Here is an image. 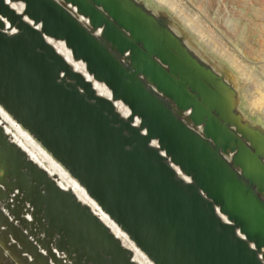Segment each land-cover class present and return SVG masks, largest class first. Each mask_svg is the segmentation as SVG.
<instances>
[{"label": "water", "instance_id": "obj_1", "mask_svg": "<svg viewBox=\"0 0 264 264\" xmlns=\"http://www.w3.org/2000/svg\"><path fill=\"white\" fill-rule=\"evenodd\" d=\"M23 1L30 18L41 23L47 34L65 40L74 57L86 62L89 71L112 90L115 99L122 100L131 115L139 118L140 126L134 128L123 122L112 104L95 98L89 86L85 98L70 82H59L61 71L65 70L71 78L84 84L82 78L68 70L62 58L43 43L41 34L33 27L19 23L24 28L23 33L9 36L1 32L0 22V54L8 58L3 74L11 76L9 70L16 72L24 68L27 75L21 88L10 79L11 87L18 92L13 101L19 99L23 90L30 91L40 103L42 116L50 118L47 125L76 147L75 156L84 169H75L68 160L60 158L42 136L32 133L31 126L24 123L19 112L0 99L9 113L25 124L37 141L79 179L156 264H264L262 181L250 179L244 184L243 177L234 171L232 166L237 165V156L244 150L242 142L235 135H228L223 126L214 121L209 108L202 104L196 83L184 79L186 68L175 61L176 57L170 56L161 33H156V26L149 23L154 18L146 14L140 4L130 0H65L88 17L94 29L103 27L102 42L55 1ZM5 9L14 16L10 20L15 24L18 17ZM105 43L125 57V66ZM0 58L3 62L4 58ZM155 90L161 96H156ZM163 97L170 101L173 110H178L177 115L164 105ZM187 110H190L187 121L193 126L201 125L200 132L180 120L179 115ZM152 140L174 165L191 176L192 182L175 178L158 149L150 146ZM228 150H235L232 165L219 154V151L227 154ZM25 163L30 167L25 164L17 169L26 173L25 184L20 185L18 177L8 173V167L14 168L9 161L3 177L10 181L15 179L13 182L37 212L43 213L44 233L57 239L61 251L67 253L72 263L95 264L93 255H98L101 257L98 264H124V261L136 264L124 253L122 257L117 256L116 261L120 263H116L114 252H104L101 246H94V238L85 234V239L81 233L71 232L72 227H82L80 214L85 208H80L74 220H70L67 210L60 209L54 198L59 188L45 183L52 178L38 174L39 169L35 171L36 164L31 161L26 159ZM262 163L259 165L264 170ZM38 176H43L40 188L37 187ZM253 183L261 186L260 194L252 189ZM15 187L12 184L9 190L5 189V196L8 191L14 195ZM8 200L9 197L7 207ZM75 205L79 207L78 203ZM216 206L230 223L217 216ZM95 221V218L90 219V222ZM98 227L103 229L111 249L120 246L104 226ZM143 228L153 229L161 238L165 263L134 235L136 231L146 232ZM236 229L243 238L237 235Z\"/></svg>", "mask_w": 264, "mask_h": 264}, {"label": "rangeland", "instance_id": "obj_2", "mask_svg": "<svg viewBox=\"0 0 264 264\" xmlns=\"http://www.w3.org/2000/svg\"><path fill=\"white\" fill-rule=\"evenodd\" d=\"M14 1L16 3V6L18 5V7L16 6L13 7L10 4L11 0H6V6L11 7L10 8L11 10L10 9L9 10L14 13L15 17L16 16L18 17L15 20L16 23L14 25L11 23L10 20L14 16L8 14L9 16L8 17L5 14H0V22L3 26L1 32L4 35H9V36L22 34L24 30L19 27V23L21 24L24 23L28 25L27 22H30L29 23L31 24L30 26L36 29L38 32H40L43 40H45L46 45L48 44V46H50L54 50L56 55L61 56V58H63L62 60L64 62H67L65 63L66 66H72L75 68V65L78 64L80 69L76 68V70H79V72H81L84 76L90 74L91 80H88L87 82H89L90 84L92 83L91 85H93V89L98 91L97 98L100 97L105 100H108L112 104L115 113L118 114L119 117L121 116L120 118L123 120V122L125 120V122H128L131 125V127L139 128L140 126L139 118L137 116L131 115L129 108L122 102V100L115 99L112 90L104 82L99 81L94 73L89 71L88 67H86L87 66L86 62H84L83 60L76 59L74 57L72 49L66 46L67 45L66 41L63 39L53 37L47 34L46 32H44L42 30L41 23H37L38 25L37 24L35 25L33 18H30V16L29 18L31 21L28 18L25 19V17H21L23 11L26 9L25 8L26 2L23 0H14ZM127 1L128 0H126V2ZM130 1H134L137 2V4H140L143 7V11L146 14L152 16V18H154L149 23H151L153 26H156L158 30L156 33L158 34L161 33V38L163 39V43L165 42L169 48L170 56L172 58L176 57L175 61L176 62L180 61L183 67L186 68V75L184 76V79L189 82L194 81L198 86L197 88H199L200 95L202 96L201 99L203 105H205L204 102L205 97L203 95L205 93L208 94L209 92L213 94V91H215V87L213 85L214 83H212L213 80H215V82L221 84L223 87L230 90L232 94L233 93L235 94V91L229 85V81L226 78L227 77L226 73L221 65L224 64L226 65L227 70L233 72L237 80L236 81L238 86L237 91L240 102L238 108L234 106L235 105L234 103H232V110H235L237 112V115L240 114L242 111L247 116V118L251 123L260 124L261 126L264 127V110H263L264 105L256 104L255 106L254 103L256 96H258L261 93L260 90L257 88L256 82L260 83L262 89L264 90V0H130ZM66 2L67 1L65 0H60V1L55 0V3H57L61 7H64V9L67 12L69 13H71V11L72 12L76 11L75 13L79 12L76 6L72 5L69 2L67 3ZM23 3L25 5L24 9L19 6L20 4ZM78 15H81V20L83 21L87 20V23L90 24L93 32H89V33H92L96 38L100 37L98 39L104 42V39L102 37L103 27L94 29L88 17L83 16L81 13H79ZM19 18L21 21L19 20ZM24 20L27 22H25ZM39 28L41 29V31ZM105 44L111 50L112 54L116 56L115 58L118 60V62H120L123 66H125L127 63L125 57L120 56L121 59L119 60L117 58V56L119 57V54L114 50H112L107 43ZM61 46L63 49H65L64 51H67L69 53V57H70L69 59L65 56V53L59 49ZM61 54L64 55L62 56ZM226 55L228 57L229 56L234 57L235 59L239 61L241 60L243 62V64L246 66L248 73L251 74L248 80L246 79L247 77L244 78L241 77V75L236 74L237 72L232 70L229 64L223 60L225 57H227ZM74 60L76 61V63L74 62ZM0 73H2L1 70ZM2 76H3L2 77L3 81L0 79V99L4 97L6 101L7 99L5 97L6 96L5 93H6V88L10 83V80H9V76L7 75L5 76L4 74H2ZM64 77H65V73L64 75L62 73L59 77L60 80L59 82H63L62 80H64ZM82 79L84 80V78ZM77 82H78L77 80L76 81L71 80V84ZM89 83L88 85L90 86ZM143 83L146 86L148 85L147 86L148 88L154 89V87L146 83V81H143ZM86 86L85 87L83 85L81 86L78 85V87L75 86V88L80 90L78 92L79 94L81 93L83 97H84L83 94L86 93L85 92ZM14 92H16V89H14ZM155 92H156V96L158 97L161 96L160 95L161 93L157 92L156 90ZM161 100L164 103V105L167 106L175 115L178 114V110H173L174 108L173 109L171 108L169 104L170 103L169 100H167L164 97ZM0 107H2V109H4V111L8 114L9 119L12 118L10 119L11 122L14 121L16 124H19L23 128V130L29 133L31 136H33L32 133H38L40 136L43 137L44 140H46L48 146H51L57 150V154H59L60 158L62 157V159L68 160L69 164H73L75 169L83 168L79 158L77 157L73 158L74 156H72L71 159L70 157L71 152L69 154L67 152L68 151L67 149L64 150L65 148L63 149L59 146L61 142L63 143L65 140H63L64 138L62 139V137L60 138V135L56 131L52 130L50 125H47L50 123L49 121H46L44 119L45 121L44 123L43 118H41L42 121L41 119H38L32 123L30 121L29 125L33 130V132L31 133L24 126L29 122L28 121L30 120L29 118L26 121L27 117L25 118L23 114L19 113L20 117L23 119L25 123L23 124L19 120H17L12 114L9 113V111L5 108V106L2 103H0ZM218 108L219 107H216L214 109L212 108L209 109L210 114L214 118V121L216 122L218 121L217 123L223 126L224 131L227 132L228 135H235L238 138V140L242 142L243 145L242 147L246 148L245 149L246 151H248L247 149H249L248 152H250L251 154H256V151L252 149L255 147H252L251 142L248 143L249 140L245 137L244 133L241 132L239 129H237L235 125L228 124L220 118L219 115L220 113H218L220 111ZM189 114H190V110L183 112L182 114L179 115L180 120L183 121L185 124H187L189 127H192L194 131L200 132L202 130L201 125L193 126L192 124H190V122L187 121L186 117ZM1 125L3 126L2 123H0V126ZM2 126L1 128L4 127ZM1 133L4 134V132L1 131L0 129V139H1L0 151L2 149H3L2 151H7V148H4L5 142L2 143V140H5V138L3 139ZM59 138L62 139L61 142L59 141ZM33 140H35L34 142L38 146H40L48 156H51V158L57 162L60 169L62 168L66 173L68 172V175L79 181V179L76 176H74L72 172L64 166L63 163L59 162V160L55 158V156L51 152L46 150L43 144L37 141V139L34 136H33ZM2 144L4 146H2ZM150 146L152 148L158 149L157 143L154 140L150 142ZM64 151H66V153H64ZM234 151L228 150L227 154L221 153V151H219V154L222 155L223 159L226 160V162H229V164L232 165L231 156H233ZM158 152L160 153V155L162 156L161 158L168 165V167L174 171L175 178L181 179L183 182L186 183L192 182L191 176L184 173L178 166L174 165L170 161V159L167 156H165L163 151L158 149ZM11 154L12 157H9V155L2 156L0 153V169L2 172V173L0 172V217L3 215L9 223V225L0 226V264H38L40 262L39 260H41L42 264L43 262H45L44 264H62V262L67 263L66 260L67 253L65 251H60V247L56 242L57 239H55V237L47 236L48 234H45L43 231V217H41L43 216V213L37 212L36 208L33 206V204H31V201H29L28 198L25 197L26 195L23 194L21 190H19V186L18 185L16 186V183L13 182V180L15 179H13L12 181H10L8 178L4 179L3 176L7 174L4 168L8 167L6 165L8 161L12 163L14 166V168L12 169H9V167L7 168L8 171H10L8 173H14L15 176L18 177V180L20 181L17 183H19L20 185L21 183L25 184V179L27 178L26 173L17 170L18 168H22L23 165L25 164L27 167H30L29 165H27V163L23 162L24 157L23 159L21 158L22 154L19 153L16 155L14 152H12ZM66 154L68 155V158ZM263 159H264L263 157H259L260 163L263 162L262 164L264 165ZM232 167H234L233 169H235L234 171L236 173L240 174L243 177L241 178L242 182L244 184H248V180H250V177L247 176V174L245 175L246 167L244 166V164L238 162L237 165ZM42 171L43 168L40 169L39 171L40 173L38 174L41 175ZM28 176H30V174H28ZM36 179L39 182L37 187L40 188L41 186L40 184L43 178L38 176V178ZM12 184L14 185V187L16 186L15 192L13 191L14 195H12V192L8 191L7 192L8 196H5L6 192L4 190L5 189L8 190V188L10 189ZM251 187L254 190V192H257L261 188L260 185L254 183L251 184ZM258 193L260 194V191H258ZM263 196L264 195H261V197L264 199ZM8 197H9L8 200L9 206L7 207L6 205H7ZM92 197L94 198V196ZM40 198H42V196ZM96 201L98 202V200ZM74 206L75 205L72 204L70 207L64 206V208H62L67 210L70 220H74L75 213L77 214V212L80 210V204L79 207H74ZM100 206L102 205L100 204ZM74 208L75 210H77L76 212L75 210H73ZM7 211L11 216H14V219L11 220V216L7 213ZM215 211L217 216L222 221L227 223L231 222L227 219L226 215L223 212L219 211V207L216 206ZM72 214L74 216H72ZM81 214H82V227L79 228L72 227L71 231H75L74 233L76 234L81 233L82 235H84L85 239L87 238L85 237V234L90 238L91 237L94 238L95 244L93 243V245L96 246L97 248L100 246L101 248H103V243L100 242V240L99 241L97 240L96 235L92 234L91 232H88L85 228L82 229L83 227L95 228V225L92 222H89L90 220L86 218L84 211ZM85 219L86 221H84ZM113 220L115 221V219ZM90 223L92 224V226H90ZM117 225H119L118 227L122 228L120 224L117 223ZM76 226L78 227V223L76 224ZM125 229L126 228H123V230L126 232V234H128V237L130 239L127 241L128 244L124 242L126 245L122 241H120V243L122 244L121 246L123 249L126 250L127 248L129 249L127 251H131L132 256L130 257L134 260V262L136 264H142L141 262L135 259L134 253L137 254L138 252L137 255H139V257L145 259V261H149L153 264H156L151 258L148 257L147 254L144 253V250H142V248L136 243L133 236L128 232L127 229L126 230ZM236 233L240 238H243V236L238 233V229H236ZM134 235L137 236L135 233ZM117 240L119 241V238ZM139 240L142 242L141 238H139ZM86 242L88 241L86 240ZM145 245L156 256L159 254V252H157L158 249L154 250L152 246L149 247L152 244L147 245L145 243ZM250 245H252V243H250ZM29 247L33 251L27 252L26 249ZM96 247H93L95 253L97 251L95 250ZM51 255H54L55 258L51 257ZM260 256H262L261 253ZM157 257H159V255ZM93 258L95 264H97V261L95 260L97 258L96 255H93ZM262 261H264L263 258ZM68 263L74 264L69 259H68Z\"/></svg>", "mask_w": 264, "mask_h": 264}, {"label": "bare ground", "instance_id": "obj_3", "mask_svg": "<svg viewBox=\"0 0 264 264\" xmlns=\"http://www.w3.org/2000/svg\"><path fill=\"white\" fill-rule=\"evenodd\" d=\"M55 1V0H54ZM60 1V0H59ZM126 1V0H125ZM21 3V2H20ZM64 3V2H63ZM67 3V2H66ZM65 3V4H66ZM10 4L14 7L16 6V3L14 0H11ZM61 4V3H60ZM3 6V7H2ZM21 8L24 9L25 5L20 4L19 5ZM2 7V8H1ZM18 7V5L16 6ZM66 7V6H65ZM74 7V6H73ZM169 7V6H168ZM5 8L10 9L11 7L6 6V0H1L0 2V14H5L6 16H8V12L6 11ZM26 8V7H25ZM64 8V7H63ZM69 8V7H67ZM11 10V9H10ZM20 10V9H18ZM26 10V9H25ZM23 11L22 16L21 17H25L29 18V15L26 11ZM75 10V9H74ZM22 11V10H21ZM20 12V11H19ZM76 12V11H75ZM74 11L71 13H69L83 28H85V30H87L88 32H93L91 26L89 23H87V20L83 21L81 20V15H78V13H75ZM158 16V15H157ZM9 17V16H8ZM22 19V18H21ZM27 19V21H28ZM20 20V18H19ZM21 21V20H20ZM25 21V20H24ZM25 21V22H27ZM31 21V20H30ZM35 22V21H34ZM185 22V21H184ZM28 25L30 26L31 24H29L30 22H27ZM24 24V23H22ZM37 23H35L36 25ZM15 25V24H14ZM13 25V26H14ZM38 25V24H37ZM8 26V25H7ZM20 27V26H19ZM23 27V26H22ZM20 27L21 29L24 30V28ZM93 27V26H92ZM7 28V27H6ZM40 29V28H39ZM171 29V28H170ZM36 30V29H35ZM172 30V29H171ZM191 30V29H190ZM41 31V29H40ZM174 32V31H173ZM40 33V32H39ZM95 33V32H94ZM168 33V32H167ZM178 33V32H177ZM43 34V33H42ZM175 34V33H174ZM96 35V34H95ZM98 37V36H97ZM42 38V36H41ZM100 38V37H98ZM177 38V37H176ZM43 40V38H42ZM43 43H45V40H43ZM183 43V42H182ZM46 44V43H45ZM211 45V44H210ZM209 45V46H210ZM48 46V44H47ZM67 46V45H66ZM65 47V45H64ZM68 47V46H67ZM56 48V47H55ZM70 48V47H68ZM61 51H63L65 53V56L69 59V53L67 51H64L65 49L62 48V46L59 48ZM192 49V48H191ZM214 49V48H213ZM218 49V48H217ZM200 54V53H199ZM222 54V52H221ZM60 55V53H59ZM62 55V54H61ZM64 55V54H63ZM62 55V56H63ZM198 55V54H197ZM3 57V62L0 58V70L2 73H0V79L3 81V71L2 69H6L7 68L4 66V64L7 66V57L4 55L0 54V57ZM8 56V55H7ZM227 56V55H226ZM61 57V56H60ZM116 57V56H115ZM74 58V57H73ZM72 58V59H73ZM117 58L120 60L121 57L117 56ZM171 58V57H169ZM224 58V57H223ZM63 59V58H62ZM65 60V58H64ZM76 60V59H75ZM74 60V62L76 63V61ZM187 60V59H186ZM224 61H226L229 66L232 68V70L236 71L238 75H241V77H247L246 79L248 80L249 76H251V74L248 73L246 66L243 64V62L240 60L235 59L234 57H225L223 59ZM206 62V61H205ZM67 63V62H65ZM79 63V62H78ZM202 63V62H201ZM11 64V59L8 63V65ZM207 65V64H206ZM222 67L224 68V71L226 73V78L229 81V85L230 87L235 91V94L231 93L230 90H228L227 88L223 87L221 84L215 82V80H213L212 83H214V87H215V91H213V94H211L210 92L207 94L205 93L203 96L205 97V105L207 108H216L219 107V111L218 113H220V118L225 121L228 124L231 125H235V127L237 129H239L241 132L244 133L245 137L249 140V142H251L252 148L256 151V154H251L249 151V149H247L248 151H246L244 148V150L242 149L240 152V154L237 156V160L238 162L244 164V166L246 167V173L247 176L250 177V179H260L259 181H262V186L264 187V170L261 169L260 161H259V157H264V127L261 126L260 124H255V123H251L249 121V119L247 118V116L241 111L240 114L237 115V112L235 110H232V103H234L237 108L239 107V95H238V91H237V80L235 75L233 74L232 71L227 70L226 69V65L221 64ZM201 66V65H200ZM2 67V68H1ZM15 68H18L15 64H14ZM87 67V66H86ZM76 68H79V65L76 64L75 68L72 66H67L68 70H71V72L77 76H80L82 78H84L83 83L87 86L89 82H87L88 80H91V76L90 74H87L86 76H84L81 72H79V70H76ZM83 68V67H82ZM211 68V67H210ZM80 69V68H79ZM220 69V68H219ZM9 73H11V76H9L8 74H6L7 76H9V80L13 79L21 88V86L24 84L25 80H26V70L24 68L18 69V71H11L9 70ZM65 73V77L64 80H62L63 82H68L71 80L72 81H76V78H71L69 76V73L65 70L61 71V74ZM206 73V72H205ZM223 73V72H222ZM92 74V73H91ZM5 75V76H6ZM210 76V75H209ZM63 77V76H62ZM211 77V76H210ZM252 78V77H251ZM7 80V79H6ZM95 80V79H94ZM212 80V79H211ZM1 81V83H2ZM5 81V79H4ZM60 81V80H59ZM227 81V82H228ZM93 82V81H92ZM101 83V82H100ZM223 83V82H222ZM74 86H81V83H72ZM82 84L84 87L85 85ZM90 84V83H89ZM92 84V83H91ZM90 84V89L93 91L95 98H97V92L95 89H93V85ZM257 84V88L260 90V94L258 96H256L254 103L255 106L257 105H264V90L262 89L260 83L256 82ZM11 83H9V85L6 88V101H8V104H11L16 111H18L20 114H23L26 118V121L28 120V118L30 120H28L29 122L27 124L34 122L38 119L44 118V116H42L43 110L40 109V103L38 101V99H36L33 94L28 91V90H23L22 94L19 95V99L16 101L15 98L17 97L18 92H14V87H11ZM87 86H86V90H85V94L84 97L87 98L88 96V92H87ZM148 86V85H147ZM207 87V86H206ZM81 88V87H80ZM77 89V88H76ZM78 90V89H77ZM80 91V90H78ZM110 91V90H109ZM215 92V93H214ZM104 93V92H103ZM81 94V93H80ZM102 94V93H101ZM161 95V94H160ZM112 96V95H111ZM2 98V97H1ZM100 98V97H99ZM3 100L4 97L2 98ZM103 99V98H102ZM110 99V98H109ZM91 102H93L94 100L89 99ZM118 100V99H116ZM108 101V100H107ZM113 101V100H112ZM1 103V102H0ZM119 103V102H118ZM115 105V104H114ZM233 106V107H234ZM262 107V106H261ZM260 107V108H261ZM115 108V107H114ZM217 109V110H218ZM235 109V108H234ZM240 109V108H239ZM124 110V109H123ZM263 110H264V106H263ZM216 111V110H215ZM238 111V109H237ZM115 112V110H114ZM118 115V114H117ZM121 115V114H120ZM22 116V115H21ZM121 117V116H120ZM24 118V117H23ZM12 119V118H10ZM8 114L4 111V109H2V107H0V123L3 124V128L0 129L1 131L4 132V134H2L3 139L5 138V140H2V143H4L5 147L7 148V151H0L2 156H8L12 157V152H14L16 155L17 154H22L21 158L24 160L23 162H26V159L31 161L32 163L36 164L35 167V171H37V169H41L43 168V171L41 172V174H46L48 176V178H52L49 179L48 181L46 180L45 183L47 186L49 187H54L57 186L59 188V192L58 194H54V198H56V200H58V204L60 206V209L64 208V206H68L70 207L72 204H80V208H85L84 214L86 215V218L88 220L95 218V222H92L95 225V228H85L88 232H91L92 234L96 235L97 240L103 243V248L102 250L104 252L106 251H111L114 252V256H113V260H117V256H119V254H130V256H132L131 251H127L129 249L126 250L122 248V244L120 243V241H122L123 243H127V241L130 239L128 237V234H126V232L123 230V228L118 227L119 225H117V222H115L111 216L108 214V212L102 207L100 206V204L89 194V191H87V189L77 180L74 179L73 177H71L70 175H68V172L66 173L62 168H59V165L57 164V162L51 158V156H48L44 150L38 146L33 140V136H31L29 133H27L26 131L23 130V128L19 125L16 124L14 121H10ZM46 121L51 122L50 118H44ZM8 120V122H7ZM33 120V121H32ZM10 121V124H9ZM42 121V119H41ZM44 121V120H43ZM185 121V120H184ZM216 122V121H215ZM218 122V121H217ZM216 122V123H217ZM8 123V124H7ZM45 123V121H44ZM224 123V122H223ZM218 124V123H217ZM227 125V124H226ZM232 127V126H231ZM52 131V130H51ZM62 136H60L61 138ZM59 138V141L61 142L62 139ZM65 140L63 143L61 142V144L59 145L61 148H65L64 150H68L67 152L70 154L71 152V159L72 156H74L73 158H76V147L74 148L68 141L67 139H63ZM1 142V139H0ZM13 144V146L11 145ZM2 144V146H4ZM17 146L19 149L17 150V148L15 147ZM59 150V148H58ZM252 150V151H254ZM19 153H18V152ZM251 151V152H252ZM17 152V153H16ZM64 153H66V151H64ZM67 153V154H68ZM66 154V155H67ZM160 154V153H159ZM162 157V156H161ZM68 158V155H67ZM78 158V157H77ZM5 159V158H4ZM21 163V162H20ZM234 168V167H233ZM38 170V173H40ZM240 170V169H239ZM243 171V173H244ZM1 172V169H0ZM2 173V172H1ZM245 176V177H247ZM251 176L256 177V178H251ZM43 177V176H42ZM191 179V178H190ZM246 179V178H245ZM245 182V181H244ZM9 190V188H8ZM68 192V193H67ZM264 197V196H263ZM3 202V201H2ZM83 205V206H82ZM2 206V205H1ZM82 206V207H81ZM5 207V206H3ZM76 207V205L74 206ZM75 210V208L73 209ZM79 210V208H78ZM71 211V210H70ZM77 210H75L76 212ZM7 213L9 214V212L7 211ZM72 213V212H71ZM74 214V213H73ZM72 214V216H74ZM83 214V215H84ZM10 215V214H9ZM76 215V213H75ZM11 216V215H10ZM82 216V214H81ZM13 217V218H12ZM30 217V216H29ZM69 217V216H68ZM75 218V217H74ZM85 218V217H84ZM14 219V216H11V220ZM87 220V221H88ZM27 221V220H26ZM86 221V219L84 220ZM90 222V221H89ZM100 223V224H99ZM88 224V223H87ZM2 225H9L8 221L5 219V217L2 215L0 217V226ZM102 225L105 227V229L107 230V232H109V234L112 235V237L117 239L119 238V244L120 246L116 249H111V247L108 245V243L110 241H108L105 238V235H103L102 231L103 229H100L98 226ZM108 225V227H107ZM90 226H92V224L90 223ZM89 227V226H88ZM97 227V228H96ZM84 229V228H82ZM146 232H141L142 237L140 236V233L138 231L136 235L139 236V238L142 239V241H144L147 245H150L149 247L152 246V248L158 249L157 252H159V257L161 259H163L162 255H161V238L159 237V235H156L153 231V229L151 228H143ZM126 230V229H125ZM28 232V231H27ZM73 232V231H71ZM91 235V234H90ZM32 236V235H31ZM93 236V235H92ZM94 237V236H93ZM92 238V237H91ZM114 238V239H115ZM124 243V244H125ZM130 243V242H129ZM150 243V244H149ZM95 244V243H94ZM123 244V245H124ZM128 244V243H127ZM132 244V243H131ZM126 245V244H125ZM124 245V246H125ZM48 246V245H47ZM123 246V247H124ZM26 247V246H25ZM27 252H31L33 251L30 247L26 249ZM62 249H60L61 251ZM96 250V249H95ZM137 251V250H136ZM35 253V252H34ZM61 253V252H60ZM62 254V253H61ZM66 254V253H65ZM138 254V252H137ZM136 253H134L135 255V259L138 260L139 262H141L142 264H153L149 261H145V259H142L141 257H139V255H137ZM36 255V254H35ZM64 255V254H63ZM133 255V256H134ZM157 255V256H158ZM67 257V256H66ZM97 258L95 259L97 261V264L99 263L98 261L101 259L100 256H96ZM122 257V255H121ZM67 263L62 262V264H69L68 263V257L66 258ZM112 260V259H111ZM164 260V259H163ZM41 262V260H39ZM39 262V263H40ZM264 262V261H263ZM38 263V264H39ZM45 262H43L44 264ZM116 263H120V261H116ZM129 264V261H124V264ZM42 264V262L40 263ZM176 264V262H175Z\"/></svg>", "mask_w": 264, "mask_h": 264}]
</instances>
